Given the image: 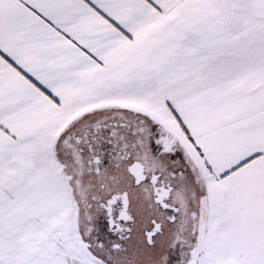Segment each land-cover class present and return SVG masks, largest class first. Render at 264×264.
I'll return each instance as SVG.
<instances>
[{"label":"snow or ice","instance_id":"snow-or-ice-1","mask_svg":"<svg viewBox=\"0 0 264 264\" xmlns=\"http://www.w3.org/2000/svg\"><path fill=\"white\" fill-rule=\"evenodd\" d=\"M0 264H264V0H0Z\"/></svg>","mask_w":264,"mask_h":264}]
</instances>
